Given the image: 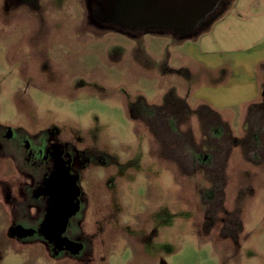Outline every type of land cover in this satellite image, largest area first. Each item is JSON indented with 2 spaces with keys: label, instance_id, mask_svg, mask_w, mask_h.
Listing matches in <instances>:
<instances>
[{
  "label": "rangeland",
  "instance_id": "obj_1",
  "mask_svg": "<svg viewBox=\"0 0 264 264\" xmlns=\"http://www.w3.org/2000/svg\"><path fill=\"white\" fill-rule=\"evenodd\" d=\"M119 1L0 0V264H88L46 244V141L91 156L90 264H264V57L194 43L235 0L187 31L113 22Z\"/></svg>",
  "mask_w": 264,
  "mask_h": 264
},
{
  "label": "flooded vegetation",
  "instance_id": "obj_2",
  "mask_svg": "<svg viewBox=\"0 0 264 264\" xmlns=\"http://www.w3.org/2000/svg\"><path fill=\"white\" fill-rule=\"evenodd\" d=\"M34 1L23 0V3L34 8ZM114 7L115 5L107 7V12L110 14L108 16L112 17L113 22L119 23V20L114 16L116 15ZM34 148L35 146L30 149V155L33 156L31 161H34V172L38 176L40 184L37 196L46 204L48 210L45 230H43L48 239L46 244L52 246L55 261L61 259L65 254L75 256L85 253L86 255H82L77 261L80 262L84 259V262L90 264L94 260L92 245L91 249L85 251V243L80 239L85 237L90 244H93L92 234L84 233L82 230L81 236L74 239L76 235L73 234V231L76 227L79 230L82 229L81 223L90 203L88 193L82 188L81 181L86 178L84 171L91 161V156L73 149H66L55 142H42L40 146ZM100 257L102 261V255Z\"/></svg>",
  "mask_w": 264,
  "mask_h": 264
},
{
  "label": "crops",
  "instance_id": "obj_3",
  "mask_svg": "<svg viewBox=\"0 0 264 264\" xmlns=\"http://www.w3.org/2000/svg\"><path fill=\"white\" fill-rule=\"evenodd\" d=\"M194 43L196 55L200 57L242 52L249 57L263 58L264 0H235L230 11L223 13Z\"/></svg>",
  "mask_w": 264,
  "mask_h": 264
},
{
  "label": "water",
  "instance_id": "obj_4",
  "mask_svg": "<svg viewBox=\"0 0 264 264\" xmlns=\"http://www.w3.org/2000/svg\"><path fill=\"white\" fill-rule=\"evenodd\" d=\"M220 0H121L114 4L115 18L133 26L174 27L191 30Z\"/></svg>",
  "mask_w": 264,
  "mask_h": 264
},
{
  "label": "trees",
  "instance_id": "obj_5",
  "mask_svg": "<svg viewBox=\"0 0 264 264\" xmlns=\"http://www.w3.org/2000/svg\"><path fill=\"white\" fill-rule=\"evenodd\" d=\"M222 3L223 2H221V4H220V6L222 5ZM223 16V14H220V16H216L217 18H215L213 21H212V24L214 23V22H216L218 19H220L221 17ZM208 17V16H207ZM206 17V18H207ZM203 21V20H202ZM201 21V22H202ZM199 24V23H198ZM212 26V25H211ZM194 28V27H193ZM195 30V29H194ZM176 99V98H175ZM177 100V99H176ZM171 102V101H170ZM179 103L182 105V106H185L186 107V110H178L177 109V114H178V116L180 117L179 118V123H183V121H184V117L186 118V120H187V118H189L190 117V113L192 112V110H191V108L189 107V105L183 100V99H179ZM179 103L177 104V106L178 107H181L180 105H179ZM204 107H206L205 105H203ZM202 107V106H201ZM262 107V108H261ZM207 108V110L209 111L208 113H210L219 123H222L221 122V117H220V115H219V113H217L216 111H214V110H212L211 108H209V107H206ZM261 108V109H260ZM254 109H258V110H261L260 112H261V114H262V120H264V101H262L261 103H256V104H253V105H251L250 106V108H249V111H250V117H252L253 116V114L255 113L254 112ZM200 113V112H199ZM202 114V113H201ZM204 114H205V112H204ZM211 116V115H209V114H205V116L206 117H208V116ZM264 122V121H263ZM248 129V128H247ZM227 131V130H226ZM248 133V132H247ZM226 134H228L227 132H226ZM247 136H248V134H247ZM228 138H230V136H228ZM246 141H247V138H246ZM245 145H246V143H245ZM0 257H1V255H0Z\"/></svg>",
  "mask_w": 264,
  "mask_h": 264
}]
</instances>
